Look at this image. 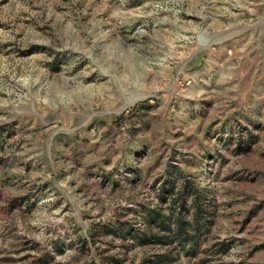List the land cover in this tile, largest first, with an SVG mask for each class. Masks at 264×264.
Masks as SVG:
<instances>
[{
	"label": "rangeland",
	"instance_id": "374dc122",
	"mask_svg": "<svg viewBox=\"0 0 264 264\" xmlns=\"http://www.w3.org/2000/svg\"><path fill=\"white\" fill-rule=\"evenodd\" d=\"M156 256L264 264V0H0V264Z\"/></svg>",
	"mask_w": 264,
	"mask_h": 264
},
{
	"label": "trees",
	"instance_id": "16d2710c",
	"mask_svg": "<svg viewBox=\"0 0 264 264\" xmlns=\"http://www.w3.org/2000/svg\"><path fill=\"white\" fill-rule=\"evenodd\" d=\"M198 201V202H197ZM179 203L182 206V208H185L186 205L184 203V200L181 198L179 199ZM196 204L199 205V200L196 199ZM183 213H181L180 215L182 216ZM148 217H151L149 222L156 224L157 226H159L162 230H168L170 232V229H168L167 226V222L169 219V216L164 215L163 213H161V211H156L151 215L149 214ZM181 221V220H180ZM178 224V232H177V236L182 235V231H181V222L177 223ZM151 239V242H162V243H168L170 240L169 238L166 237V235H160V234H152L150 233L149 235H143L142 239L145 241H149ZM154 238V239H153ZM223 250H225V247L223 248ZM163 258L156 256V258L152 261V264H157L158 262H160Z\"/></svg>",
	"mask_w": 264,
	"mask_h": 264
}]
</instances>
